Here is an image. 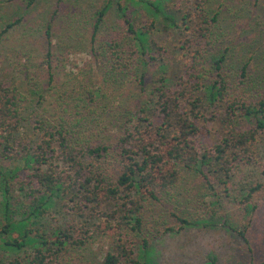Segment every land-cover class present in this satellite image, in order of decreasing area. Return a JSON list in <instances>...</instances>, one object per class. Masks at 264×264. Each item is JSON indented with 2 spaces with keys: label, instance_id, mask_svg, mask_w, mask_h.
I'll list each match as a JSON object with an SVG mask.
<instances>
[{
  "label": "trees",
  "instance_id": "obj_1",
  "mask_svg": "<svg viewBox=\"0 0 264 264\" xmlns=\"http://www.w3.org/2000/svg\"><path fill=\"white\" fill-rule=\"evenodd\" d=\"M7 1L27 7L37 2ZM134 4L119 3L124 35L110 39L102 51L110 80L128 78L140 89L142 100L131 107L124 102L113 107L107 89L118 81L109 80L106 87L103 81L95 89L63 92L55 108H26L19 88L0 77V264H74L78 257L72 251L86 249L98 237L111 244L101 264H156L148 251L142 258L135 253L139 244L140 251L148 250L154 237L145 229L149 205L178 186L185 171L196 170L213 197L219 196L217 188L228 194L236 170L258 159L264 88L249 97L234 93L226 52L206 61L218 22L211 3L138 0L146 14L141 25L130 12ZM108 10L106 6L97 13L92 43ZM22 21L6 22L0 46ZM159 25L189 33L182 43L190 54L189 65L179 77L169 76L159 54ZM51 29L47 26L45 33L49 71L54 56ZM249 65L241 68L240 85L251 80ZM43 101L42 95L37 103ZM208 123L217 141L202 147L199 139ZM256 196L264 202V181L246 192L241 205L247 218L259 208ZM59 206L71 222L61 228L42 225L50 210ZM217 213L210 210L202 219L214 220ZM175 216L181 229L211 226L202 219ZM79 218L80 224L75 222ZM93 218L100 221L91 229L87 222ZM223 226L249 244L248 227L237 231L227 222Z\"/></svg>",
  "mask_w": 264,
  "mask_h": 264
},
{
  "label": "rangeland",
  "instance_id": "obj_2",
  "mask_svg": "<svg viewBox=\"0 0 264 264\" xmlns=\"http://www.w3.org/2000/svg\"><path fill=\"white\" fill-rule=\"evenodd\" d=\"M208 1L213 14L218 15V22L212 29L214 46L205 59L226 52V72L235 87L233 92L249 97L264 88V80H260L264 78V0ZM119 3L122 7L134 4L131 0H37L32 7H27L22 2L0 0V32L6 22L23 18L6 34L0 46L1 79L9 86L19 88L26 98V108L39 109L55 108L60 94L66 91L95 89L103 81L106 87L110 76L109 68L102 66L103 48L110 39L122 38L125 32L123 19L117 14ZM135 4L130 7V12L141 25L145 10ZM106 6L108 13L92 43L97 13ZM49 25L54 45L50 71L45 61V33ZM170 28L159 25L158 49H162L159 54L166 60L169 76L179 77L189 65L190 54L182 44L189 33ZM246 63L250 64L251 80L240 85L241 68ZM50 72L54 76L53 82H50ZM147 73L150 77L151 73ZM111 80L118 81L115 85L109 83L107 89L113 107H118L120 102L131 107L142 100L140 89L136 84H130L128 78L115 76ZM42 95L44 101L39 105L37 100ZM203 130L205 136L201 135L199 145L211 147L217 141L216 132L210 123ZM257 149L258 159L236 170L228 186L229 193H223L224 188H217L219 196L216 198L206 189L196 170L185 171L178 186L160 202L149 205L145 229L154 237L146 251H140L141 244L137 245L136 255L142 258L148 251L156 264H264V202L256 196L259 208L252 219L245 216L244 205H241L249 187L264 181V133L258 137ZM215 200L218 202L212 204ZM210 210L218 212L211 221L207 219ZM175 215L191 221L207 217L201 220L202 224L208 222L211 226L181 229ZM81 221L80 218L75 220L78 224ZM99 221V218H93L87 222V227L92 229ZM45 222L50 228H61L71 222V218L59 206L50 210L42 225ZM226 222L237 231L248 227L249 244L225 228ZM166 227H173L175 232H166ZM109 249L110 241L98 237L86 249L72 251L78 257L74 264H101Z\"/></svg>",
  "mask_w": 264,
  "mask_h": 264
}]
</instances>
